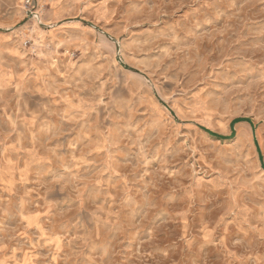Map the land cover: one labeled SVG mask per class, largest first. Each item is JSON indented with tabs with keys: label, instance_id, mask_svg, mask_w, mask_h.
<instances>
[{
	"label": "rangeland",
	"instance_id": "rangeland-1",
	"mask_svg": "<svg viewBox=\"0 0 264 264\" xmlns=\"http://www.w3.org/2000/svg\"><path fill=\"white\" fill-rule=\"evenodd\" d=\"M0 264H264V0H0Z\"/></svg>",
	"mask_w": 264,
	"mask_h": 264
},
{
	"label": "trees",
	"instance_id": "trees-1",
	"mask_svg": "<svg viewBox=\"0 0 264 264\" xmlns=\"http://www.w3.org/2000/svg\"><path fill=\"white\" fill-rule=\"evenodd\" d=\"M209 132H210V131H209ZM211 134L215 135L214 133H211Z\"/></svg>",
	"mask_w": 264,
	"mask_h": 264
},
{
	"label": "bare ground",
	"instance_id": "bare-ground-1",
	"mask_svg": "<svg viewBox=\"0 0 264 264\" xmlns=\"http://www.w3.org/2000/svg\"><path fill=\"white\" fill-rule=\"evenodd\" d=\"M241 132V131H240ZM242 134V133H241Z\"/></svg>",
	"mask_w": 264,
	"mask_h": 264
}]
</instances>
